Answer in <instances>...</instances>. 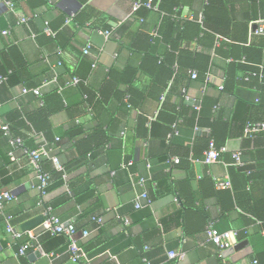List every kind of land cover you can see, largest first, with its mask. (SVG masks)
Masks as SVG:
<instances>
[{
  "label": "crops",
  "instance_id": "obj_1",
  "mask_svg": "<svg viewBox=\"0 0 264 264\" xmlns=\"http://www.w3.org/2000/svg\"><path fill=\"white\" fill-rule=\"evenodd\" d=\"M9 1L14 10L0 2V75L8 76L0 83V121L16 111L23 116L34 113L45 95L53 108L48 117L50 144L46 146L63 168H56L48 156L43 157L42 166L49 173L62 171L63 182L42 194L26 153L11 146L0 130V191L14 195L0 208V264H82L70 260L65 235L51 234L40 227L48 205L63 221L74 223L76 241L91 264H143L144 257L152 264L258 261L264 250V221L247 224L251 216L242 210L236 197L247 208L259 210L260 204L264 205V200L249 197L264 196V132L253 137L243 133L247 121L264 120V82H255L249 74L240 72L226 85L225 70L233 59L217 55L214 49L231 40L214 34L205 75L194 79L189 76L190 69L184 78L173 75L171 87L157 99L149 93L155 70L143 63V58L145 51L162 58L169 50L158 34L164 13L147 11L141 21L130 12L134 0ZM226 2L232 30L238 36L243 27L247 30L244 42L240 36L236 43L248 45L256 36L264 35V29L255 33L259 21L264 19V0ZM204 3L205 0H192L174 19L185 21L192 19L191 15L197 19L199 14L202 16ZM71 14L74 17L66 21ZM19 15L28 19L18 22ZM46 26L56 34H45ZM107 29L111 30L109 36L103 33ZM142 33L152 40L143 43L139 37ZM88 42L89 53L83 54ZM185 47L181 45L182 49ZM188 49L203 48L192 42ZM258 67V77L264 79L260 77L261 73L264 75V50ZM109 73L122 81L113 82L106 93L107 101L97 106L94 114L78 117L82 131H74L75 122L65 105L77 102L79 89L67 82L76 76L85 79L86 87L98 90L110 79ZM220 84L223 89H219ZM25 86L39 87V95L23 92ZM57 87L59 100L65 102L58 108L57 101L50 97ZM130 89L135 90L136 106L125 105L121 100L128 96L122 93ZM204 98L206 104L214 103L209 121L221 124L223 144L219 160L205 163L204 154L191 157L190 151L188 160L175 163L171 158L193 145L198 152L211 131L209 126H191L185 118L181 119L179 132L170 136L169 110H163L158 119L162 104L167 102L177 110L184 104L190 115L199 112ZM145 119L150 121L148 129ZM114 121H119L118 128L111 131L106 148L85 154L83 139L97 127L105 128ZM35 144L37 139L27 143L30 147ZM237 151L247 169L239 170L240 166L234 164L232 154ZM128 160L133 163L121 167ZM252 173L255 178H251ZM139 177L146 179L145 188L152 203L136 208L134 204L142 190L137 184ZM217 180H228L230 184L217 187ZM209 181L214 184L211 190ZM193 195L194 208H199L200 214L183 204ZM6 215H11L12 223L25 232L20 239H12L6 233ZM96 217L102 219L99 224ZM209 221L221 231L245 229L246 235L242 239L237 235L234 243L220 252L205 234ZM82 230H87L88 235L82 236ZM27 240L33 246L25 254H18L20 244ZM171 250H183L185 255L181 259L170 258Z\"/></svg>",
  "mask_w": 264,
  "mask_h": 264
},
{
  "label": "trees",
  "instance_id": "obj_2",
  "mask_svg": "<svg viewBox=\"0 0 264 264\" xmlns=\"http://www.w3.org/2000/svg\"><path fill=\"white\" fill-rule=\"evenodd\" d=\"M147 1V0H142ZM152 3H158V11L164 13L162 22L158 28V34L161 38V42L168 46L169 50L162 56H156L152 51H145V56L143 58V63H148L155 70L156 75L154 76L149 93L154 98H159V96L167 91L171 86H169V81L173 75L176 78H184L187 75L189 69H195L197 71V77H202L208 70L209 61H210V50L214 46L215 36L214 34H219L226 38H229L230 42H223L219 47H216L215 53L224 58H232L233 61L227 64L225 70V83L229 84L238 73L249 74L248 77L255 82H264V79H260L258 76L260 69L259 64L262 63L263 50H264V35H258L256 38L250 42L248 45H240L236 43L240 39L242 42L246 36V27L240 30L241 35L238 36L232 30V21L229 18V10L227 7L226 0H205L203 9H202V20L201 22L197 19H186L185 21H177L174 19V16H180L182 7L190 4L192 0H151ZM147 11H152L146 7H140L136 12V16L139 18L147 13ZM240 27V26H239ZM110 30V29H107ZM140 39L143 43L150 42L152 37L147 33H142ZM195 42L200 45L203 49L201 51H192L188 49L190 43ZM181 45H185L184 49L181 48ZM176 64V67H174ZM142 69V66H141ZM264 73V70H263ZM135 74L132 73V75ZM190 76V75H189ZM247 76V75H246ZM75 77V76H72ZM71 77V80H72ZM79 78V77H78ZM109 78L106 80L101 88L98 90H93L85 86V79L79 78V81L75 84H71V80L67 82V85H76L79 89L78 100L72 105L67 102L66 107L74 120L75 124L72 126L74 131L81 133L83 124L79 121L78 117L83 113H92L94 114L95 108L104 104L107 101L108 95L107 91L113 86V82L122 81L121 78L112 76L109 73ZM259 80V81H258ZM65 85V84H64ZM26 87V86H25ZM225 87V86H224ZM31 88V87H27ZM59 87L54 91L50 92V97L57 101L56 108L65 104L64 101L59 100ZM32 93V92H30ZM123 96L128 94L127 98H122L123 103L128 106H136L137 100L135 99L136 93L135 90L130 89L128 92L122 93ZM43 104L39 107L37 111L31 113L30 115L23 116L19 111H16L9 115L8 118H5L2 123L8 125L10 133L12 136H19L24 141V145L28 149H35L37 144L33 147L27 145L29 141H36V135H41L46 144H50V128L48 123V117L53 112L52 106L48 103V98L44 95ZM204 98L201 108L198 113H191L188 115L185 109L184 104H180V110L175 109L174 106H169L167 102L162 104L160 114H158V119L163 110L168 109L171 113L169 118V126L171 127L170 136L175 135L179 132V127L183 122L181 121L187 118L191 126H209L211 131V136L208 139H205V142L201 144L198 148V152L195 149V146L184 153L178 154L179 163L188 160L189 153L192 151L191 157H200L202 156L204 150L208 147V143L212 140L216 147H221L223 140L220 139L221 134V124L212 121H209L211 115L210 109L213 107L214 103L208 102ZM119 121L112 122L111 125L102 128V126L97 127L91 135H89L84 140L83 152L87 155H91L93 150L101 147L107 146L109 139L111 138V131L115 132L118 128ZM150 121L145 119V125L147 129L149 128ZM1 130V129H0ZM2 131V130H1ZM3 133V131H2ZM225 138V134H224ZM47 145V146H48ZM222 153V152H221ZM220 153V154H221ZM46 155H41L40 163L42 165L43 157ZM203 157V156H202ZM43 167V166H42ZM239 170L247 169V167L240 166L237 167ZM44 169V168H43ZM46 171V170H45ZM48 172V171H47ZM49 173V172H48ZM62 171L55 173H49V183L46 187V191L51 188H54L56 185H59L63 182L62 180ZM152 178L155 180L154 174ZM251 178H255V173H252ZM56 179V180H55ZM209 189L214 187L212 181H209ZM178 194L180 197H184L183 192L179 187H177ZM249 197L256 199V201H263L264 196H254L249 194ZM239 196L236 197V201L240 204L242 210L250 214L251 219L247 222H252L253 220L264 221V205L260 204L258 209H251L243 206L238 200ZM195 196L190 200L184 199L183 204L191 212L200 214L201 210L199 208H194ZM261 203V202H260ZM248 224V223H247ZM206 226V225H205ZM214 226L215 222H214ZM217 228V227H216ZM218 229V228H217ZM219 230V229H218ZM221 231V230H219ZM239 239L245 237V229L237 231ZM263 249H264V241ZM264 259V250L263 254L258 257V261L263 264ZM256 260V259H255Z\"/></svg>",
  "mask_w": 264,
  "mask_h": 264
},
{
  "label": "built area",
  "instance_id": "obj_3",
  "mask_svg": "<svg viewBox=\"0 0 264 264\" xmlns=\"http://www.w3.org/2000/svg\"><path fill=\"white\" fill-rule=\"evenodd\" d=\"M0 2L4 3L6 6L9 7L10 10L13 9V3L9 0H0ZM140 7H146L151 10H157L158 9V3H152L151 0L142 1V0H134L131 5L130 12L133 14L135 13ZM74 17V14H71L66 21H69ZM195 17V16H194ZM192 15L190 18H194ZM202 16L199 14L197 16V20L201 22ZM28 19V17L19 15L18 16V22H25ZM139 20H143L142 17L139 18ZM264 19L259 21V26L255 30L256 34L262 33L264 29ZM43 32L47 35L54 36L56 34V31L52 30L48 26L43 28ZM105 36H109L111 34V30H105L103 31ZM34 36V34L32 35ZM91 47V43L88 42L83 47V54H88ZM94 66V64H92ZM190 76L192 78L197 77V71L195 69H190ZM260 77H264V75L261 73ZM7 75H0V83L5 82L7 80ZM79 81L78 77H72L71 84H75ZM219 89H223L222 84H220ZM23 92H32L35 95H39L40 89L39 87H33V88H27L23 87ZM0 129L3 131V134L8 137V141L11 146L13 147H20L27 155L28 161L35 173V178L38 182V186L42 192V194H45L46 187L49 183V173L45 171L40 163L41 155H46L50 157L52 162L55 164L56 168L62 169L63 167L59 163L57 156L50 153L51 149L46 146V143L44 142V139L41 135H36L37 139V147L35 149H28L24 145V141L19 136H12L9 130V127L7 124L2 123L0 121ZM264 132V120L260 121H247L244 128L243 133L245 136L253 137L256 136L259 133ZM58 139V138H56ZM222 152V147H216L214 142L212 140L209 141L208 147L204 150L203 154V161L205 163H213L219 160L220 153ZM234 164L237 166H243L244 161L241 158L240 152H234L232 154ZM171 160L175 163L179 162L178 156H173ZM133 163L132 160H128L126 162L121 163V167H128ZM145 182L146 179L144 177H139L137 180V184H139L142 187V190L137 196V200L135 201L134 206L136 208H140L143 206H149L152 203V199L148 194L147 189L145 188ZM228 180H217L216 186L217 187H226L229 186ZM14 199V195L10 191H0V208L3 206L5 201H9ZM97 223L99 224L101 222V217L94 218ZM6 221V227L5 231L12 239H20L25 232L21 231L19 228L16 227L15 224L12 223V217L11 215L5 216ZM125 223H127V219H125ZM40 227L45 231L49 232L51 234H63L68 238V245H67V252L69 254L70 260L73 262H79L82 264H91L90 259L88 258L85 250L79 245L76 241V227L73 222L69 221H63L59 216L52 213V207L47 206L45 208V211L43 213V220L40 223ZM98 227V226H97ZM205 234L207 236V239L211 241L213 244L216 245L218 251H222L224 249H227L234 243V239L237 236L236 231L231 230H225V231H219L215 226L213 221L207 222L205 226ZM82 236L88 235L87 230H82L81 232ZM33 243L30 242V240H27L20 244L18 249V254L23 255L28 250V248L32 247ZM185 255V252L183 250H176V251H168V256L170 258H178L181 259ZM254 264H257V260H253ZM143 264H152L146 257L143 258Z\"/></svg>",
  "mask_w": 264,
  "mask_h": 264
},
{
  "label": "water",
  "instance_id": "obj_4",
  "mask_svg": "<svg viewBox=\"0 0 264 264\" xmlns=\"http://www.w3.org/2000/svg\"><path fill=\"white\" fill-rule=\"evenodd\" d=\"M197 102H198V101H196L195 104H197ZM40 220L42 221V220H43V217H42ZM33 222H34V221H33ZM29 225H30V223H27V224H26V226H29Z\"/></svg>",
  "mask_w": 264,
  "mask_h": 264
}]
</instances>
